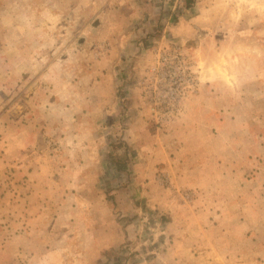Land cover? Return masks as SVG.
Instances as JSON below:
<instances>
[{
	"label": "rangeland",
	"instance_id": "1",
	"mask_svg": "<svg viewBox=\"0 0 264 264\" xmlns=\"http://www.w3.org/2000/svg\"><path fill=\"white\" fill-rule=\"evenodd\" d=\"M0 264H264V0H0Z\"/></svg>",
	"mask_w": 264,
	"mask_h": 264
},
{
	"label": "trees",
	"instance_id": "2",
	"mask_svg": "<svg viewBox=\"0 0 264 264\" xmlns=\"http://www.w3.org/2000/svg\"><path fill=\"white\" fill-rule=\"evenodd\" d=\"M186 1H187V4H192L193 0H186Z\"/></svg>",
	"mask_w": 264,
	"mask_h": 264
}]
</instances>
